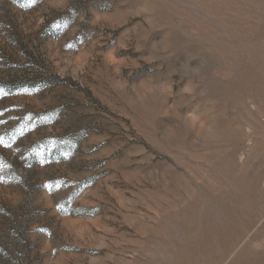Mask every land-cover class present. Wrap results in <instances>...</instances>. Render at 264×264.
I'll return each mask as SVG.
<instances>
[{"label":"rangeland","instance_id":"1","mask_svg":"<svg viewBox=\"0 0 264 264\" xmlns=\"http://www.w3.org/2000/svg\"><path fill=\"white\" fill-rule=\"evenodd\" d=\"M0 264H264V0H0Z\"/></svg>","mask_w":264,"mask_h":264}]
</instances>
